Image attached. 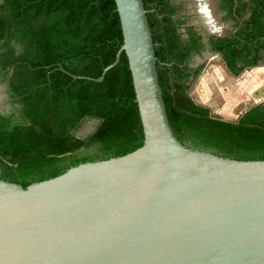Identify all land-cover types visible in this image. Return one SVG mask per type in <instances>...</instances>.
<instances>
[{"label":"water","instance_id":"obj_1","mask_svg":"<svg viewBox=\"0 0 264 264\" xmlns=\"http://www.w3.org/2000/svg\"><path fill=\"white\" fill-rule=\"evenodd\" d=\"M143 134L135 151L26 188L0 180V264H264V160L170 128L142 0H114ZM171 65V64H169Z\"/></svg>","mask_w":264,"mask_h":264},{"label":"trees","instance_id":"obj_2","mask_svg":"<svg viewBox=\"0 0 264 264\" xmlns=\"http://www.w3.org/2000/svg\"><path fill=\"white\" fill-rule=\"evenodd\" d=\"M142 1L145 10L156 4L164 15L159 21L155 13H146L168 122L178 140L236 160H264V102L251 106L235 122L212 117L189 95L190 73L181 66L192 50L198 53L200 36L189 28V40L181 41L171 19L174 7L166 0ZM246 7L250 14L238 33L240 39H219L216 46L234 77L264 63V0H248ZM12 42L19 45V56ZM121 44L114 0H2L0 48L5 50L0 55L8 56L3 65L20 62L15 67L48 71L37 90L42 88L49 97L40 121L30 118L29 124L11 125L0 116V180L26 188L79 164L123 156L142 146L123 53L102 82L73 78H98ZM91 119L98 121L95 132L75 138L73 131Z\"/></svg>","mask_w":264,"mask_h":264},{"label":"flooded vegetation","instance_id":"obj_3","mask_svg":"<svg viewBox=\"0 0 264 264\" xmlns=\"http://www.w3.org/2000/svg\"><path fill=\"white\" fill-rule=\"evenodd\" d=\"M166 1L174 7L175 11L171 15V19L180 40H189L187 32L189 28H192L196 35L200 36L198 53L192 50L187 57L188 60L181 65L187 66L188 69L185 72L190 73L189 80L191 81L194 73L196 71L199 73L201 70L198 65L192 67L190 65L191 61L195 58L202 61L208 58L209 55L216 56L222 61L220 53L216 50L218 40L223 38L240 39L238 33L243 21L250 14L248 7L243 8V4L248 0ZM1 2L2 0H0ZM202 5L204 6L203 11H201ZM148 6L150 9L146 11L155 13L159 21H162L164 15L160 13V8L156 4H148ZM203 17L208 23L204 21ZM11 46L15 50L14 55L19 56V45L12 42ZM4 50V48H0V54ZM6 57L8 56L0 55V116L6 120V123L11 125L29 124L30 118L38 121L42 120L41 118L44 117L46 110L43 102L49 96L41 90L42 88L37 89L44 86L41 84L42 74L44 73L48 77L49 72L42 71L40 68L15 67V64H20V62L4 67ZM225 69L231 74L227 67ZM97 125V120H86L77 130L73 131V135L75 138L85 139L95 132ZM81 150L83 151V149Z\"/></svg>","mask_w":264,"mask_h":264},{"label":"rangeland","instance_id":"obj_4","mask_svg":"<svg viewBox=\"0 0 264 264\" xmlns=\"http://www.w3.org/2000/svg\"><path fill=\"white\" fill-rule=\"evenodd\" d=\"M199 64H201L199 66ZM192 67H201L191 81L189 95L209 109L212 117L235 122L251 106L264 102V63L232 76L216 56L195 58Z\"/></svg>","mask_w":264,"mask_h":264},{"label":"crops","instance_id":"obj_5","mask_svg":"<svg viewBox=\"0 0 264 264\" xmlns=\"http://www.w3.org/2000/svg\"><path fill=\"white\" fill-rule=\"evenodd\" d=\"M204 10V6L202 5V7H201V11H203ZM205 12V11H204ZM206 17V16H205ZM205 17H203V19H204V21L206 22V23H208V21H206L205 20Z\"/></svg>","mask_w":264,"mask_h":264}]
</instances>
